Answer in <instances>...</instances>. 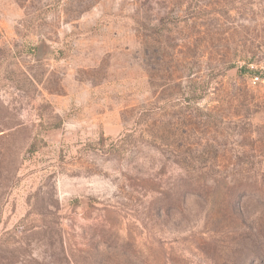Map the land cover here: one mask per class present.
<instances>
[{
    "label": "rangeland",
    "instance_id": "374dc122",
    "mask_svg": "<svg viewBox=\"0 0 264 264\" xmlns=\"http://www.w3.org/2000/svg\"><path fill=\"white\" fill-rule=\"evenodd\" d=\"M0 264H264V0H0Z\"/></svg>",
    "mask_w": 264,
    "mask_h": 264
}]
</instances>
